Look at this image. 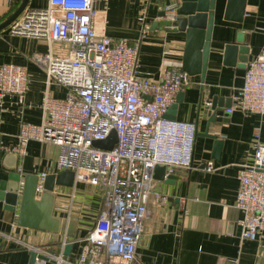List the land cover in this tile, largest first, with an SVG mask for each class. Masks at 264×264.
<instances>
[{"label":"crops","instance_id":"crops-1","mask_svg":"<svg viewBox=\"0 0 264 264\" xmlns=\"http://www.w3.org/2000/svg\"><path fill=\"white\" fill-rule=\"evenodd\" d=\"M92 1L97 10L96 30L137 46L138 75L157 81L169 67L181 66L185 32L155 25L162 6L179 0ZM20 2L0 0V22ZM47 3L48 0H28L25 10L46 8ZM226 3L227 0H215L203 79L199 75L189 76L188 83L178 92L183 97L177 103L174 120L193 122L196 127L192 168L169 174L175 176L172 182L153 178L154 191L163 199L150 195L135 259L127 264H264V237L241 239L238 221L242 213L234 205L238 171L251 160L254 136L258 134L264 142V116L239 110L226 113L225 108L223 118L207 124L203 114L206 102L213 99L232 105L233 95L242 86L246 63L258 56L264 43V0H245L240 22L232 18V8L230 18H225ZM238 32L243 33L248 48L244 65L238 61L229 63L224 55V44L234 41ZM68 50L65 44L46 37L12 34L7 26L0 30V64L24 65L29 77L24 95L0 97V182L6 181L11 171L22 177L59 173L55 170L59 147L52 142L29 140L21 155L10 149L17 144L21 122L42 121L45 90L48 88L57 98H63L67 92L62 85L47 87L45 72L33 62L32 56L47 52L65 55ZM211 136L222 142L218 157L214 156ZM208 160L213 161L215 170H204ZM54 194L52 215L61 220L60 232L18 226V206L15 211L6 210L2 200L0 231L53 254L63 251L61 241L65 237L72 242L68 256L74 257L101 209V194L80 182H73L70 187L56 185ZM28 251L0 237V264H28ZM34 264L39 262L36 260Z\"/></svg>","mask_w":264,"mask_h":264},{"label":"built area","instance_id":"built-area-1","mask_svg":"<svg viewBox=\"0 0 264 264\" xmlns=\"http://www.w3.org/2000/svg\"><path fill=\"white\" fill-rule=\"evenodd\" d=\"M176 6H162L173 22ZM96 19L92 0H48L46 8L25 10L7 26L12 34L69 44L65 55L32 56L45 72L47 87L58 84L67 92L57 98L45 90L42 121L21 122L17 144L10 150L23 154L29 140L54 143L59 147L55 170L73 171L74 182L94 187L102 198L94 225L74 257L62 250L50 253L0 231L5 241L44 255L47 260L36 259L39 264L132 262L148 214L147 201L150 195L163 199L154 191V167L163 166L165 176L192 168L195 124L164 116L188 83V74L173 65L157 81L138 75L137 46L96 30ZM28 83L24 65L0 64V97L22 96ZM234 110L264 116V43L258 56L246 63L242 86L225 112ZM111 130L117 140L110 150L93 146ZM254 139L251 160L237 175L234 205L242 213L238 221L242 240L264 237V142L258 134ZM203 168L213 171L215 165L208 160ZM45 175L39 176L37 192ZM67 242L64 237L62 247Z\"/></svg>","mask_w":264,"mask_h":264},{"label":"water","instance_id":"water-1","mask_svg":"<svg viewBox=\"0 0 264 264\" xmlns=\"http://www.w3.org/2000/svg\"><path fill=\"white\" fill-rule=\"evenodd\" d=\"M164 1V0H158ZM28 0H21L18 7L12 11L3 21L0 22V30L15 21L25 11ZM245 0H227L225 9V18H230L229 12L232 8L234 21L240 22L244 10ZM215 9V0H179L175 8V21L168 19L164 10L158 12L159 21L155 23L160 28L173 31L185 32L184 50L181 62V68L188 76L199 75L203 79L206 68L211 29L213 25ZM247 46L244 44V35L238 32L234 41L224 44V55L229 63L235 64L237 61L243 65L247 61ZM183 94L178 93L175 101L170 105L165 118L174 120L177 103L181 101ZM229 102L221 104L220 101L212 100L206 102L203 108L207 124L214 120H220L224 116L223 109L228 108ZM213 139L214 156L218 157L222 142L211 136ZM117 136L115 130L104 140H95L93 146L110 150L116 142ZM216 154V155H215ZM153 178L160 181L172 182L174 175L165 176L163 166H155ZM39 176L27 174L23 177L14 171L7 174L6 181L0 182V200L4 202L3 208L9 211H15L18 206L17 225L35 230L60 232L61 220L52 215L55 199L54 187H70L74 182V173L71 170H65L57 174L45 175L42 181V190L36 191ZM72 248V242H67L63 246V253L69 255ZM28 264H34L36 259L47 260V258L33 250L28 251Z\"/></svg>","mask_w":264,"mask_h":264},{"label":"rangeland","instance_id":"rangeland-1","mask_svg":"<svg viewBox=\"0 0 264 264\" xmlns=\"http://www.w3.org/2000/svg\"><path fill=\"white\" fill-rule=\"evenodd\" d=\"M59 43H61V44H65L66 46H67V48H69V44L68 43H66V42H59ZM68 52V51H67Z\"/></svg>","mask_w":264,"mask_h":264}]
</instances>
